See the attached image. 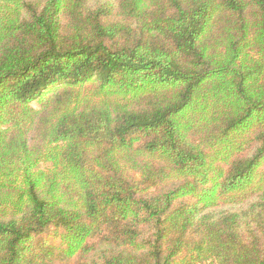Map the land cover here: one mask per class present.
I'll return each instance as SVG.
<instances>
[{
    "label": "trees",
    "instance_id": "trees-1",
    "mask_svg": "<svg viewBox=\"0 0 264 264\" xmlns=\"http://www.w3.org/2000/svg\"><path fill=\"white\" fill-rule=\"evenodd\" d=\"M0 264H264V0H0Z\"/></svg>",
    "mask_w": 264,
    "mask_h": 264
}]
</instances>
